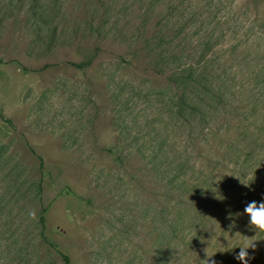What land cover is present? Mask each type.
<instances>
[{
    "label": "rangeland",
    "instance_id": "1",
    "mask_svg": "<svg viewBox=\"0 0 264 264\" xmlns=\"http://www.w3.org/2000/svg\"><path fill=\"white\" fill-rule=\"evenodd\" d=\"M253 201L264 0H0V264H264Z\"/></svg>",
    "mask_w": 264,
    "mask_h": 264
},
{
    "label": "trees",
    "instance_id": "2",
    "mask_svg": "<svg viewBox=\"0 0 264 264\" xmlns=\"http://www.w3.org/2000/svg\"><path fill=\"white\" fill-rule=\"evenodd\" d=\"M33 3L31 2V8L30 10H36V8L34 7V4L32 5ZM33 6V8H32ZM32 10V11H33ZM53 30V29H52ZM53 32V31H52ZM203 56V55H200V57ZM204 59V63H200V60L198 61H194V62H191L190 64H187V65H180V66H175L173 67V71H172V75H173V79L175 81H179V82H184L185 84H192V83H199V82H203V81H206L207 79L205 77H203V74L206 73V67H207V63L209 61V59L207 57H203ZM172 59L173 60H181V58L177 55H172ZM87 63L82 61L80 63H77L76 65L79 66L80 68L81 67H84ZM200 69V71L198 70ZM211 78L212 76L209 78L210 79V82L209 83H212L211 81ZM198 88V87H197ZM200 90V88H198ZM203 94L205 95H208L209 97L211 96L210 95V92L209 91H206V90H200ZM187 98H190L189 96H187ZM192 103V100H189L188 102V105H190L189 107H192V110L194 111H200L201 109L199 108V105H195L194 103ZM39 159H40V165H41V170L43 171V168H44V159L42 156L39 155ZM45 173L43 172V175ZM190 188H193V189H197V191L200 189V193H203V194H206L208 195V197H213V194L215 195V191H214V187L213 185L208 182V181H205L203 180V183L199 184V185H195L194 183H192L190 185ZM224 193H227V189H225L223 191V193L221 195H219L218 198H221L223 197ZM219 201V200H218ZM44 213L41 215V221L43 223V226L45 224V221H46V218H45V211L47 210V207H45L44 209ZM44 238L45 240L51 245L53 246L56 251L61 255L62 257V260H63V263L62 264H71V257L63 252L59 247H58V244L54 241H52L47 235H44ZM262 243L264 242V240L261 241Z\"/></svg>",
    "mask_w": 264,
    "mask_h": 264
},
{
    "label": "clouds",
    "instance_id": "3",
    "mask_svg": "<svg viewBox=\"0 0 264 264\" xmlns=\"http://www.w3.org/2000/svg\"><path fill=\"white\" fill-rule=\"evenodd\" d=\"M244 214L250 218V230L254 231L256 234L264 232V202L257 203L253 201L249 203L244 209ZM254 236L247 237L238 247L239 252L235 254L234 258L240 261L241 264H249L251 260L255 259V256L249 251L252 250V252H255L257 250V240L254 239ZM210 258L211 257H209L206 252V258L202 259V264H217L214 259Z\"/></svg>",
    "mask_w": 264,
    "mask_h": 264
}]
</instances>
